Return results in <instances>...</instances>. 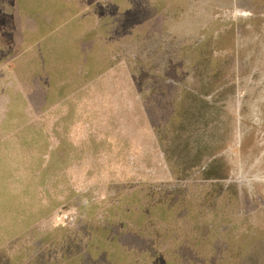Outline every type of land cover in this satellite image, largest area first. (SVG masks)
Here are the masks:
<instances>
[{"label":"rangeland","instance_id":"1","mask_svg":"<svg viewBox=\"0 0 264 264\" xmlns=\"http://www.w3.org/2000/svg\"><path fill=\"white\" fill-rule=\"evenodd\" d=\"M0 264H264V0H0Z\"/></svg>","mask_w":264,"mask_h":264},{"label":"trees","instance_id":"2","mask_svg":"<svg viewBox=\"0 0 264 264\" xmlns=\"http://www.w3.org/2000/svg\"><path fill=\"white\" fill-rule=\"evenodd\" d=\"M216 79L217 76H213V81L211 82V84H213L214 80ZM179 80L181 81V79ZM200 93L202 92L200 91ZM186 95L190 96L191 93H186ZM203 108L204 107H200V111ZM160 112L157 113L156 120H153L157 135L159 136V140L161 137L159 134V129H161L162 132L167 136L169 134H172L171 137L173 138V140H176L178 137L180 138V135L182 134H186V137L182 139V144L188 149L185 157H187L189 160L185 161L183 169L179 168L181 162L178 163L175 159L176 157L174 158V155L172 156L170 153L168 154L169 149L164 148L165 156L171 166V169L173 170V173H175L174 175L185 176V171L190 170L194 167H203L202 174L205 175L204 178H224L225 176L223 175H216L214 165L217 161L210 160V163L208 161L218 152L216 151V149L218 148L209 146V143H207V139H203L205 134L208 133L207 124L201 123L204 112L203 115H201L199 111L188 110V105L185 106L183 105L182 100L178 102L175 99H171L168 105L161 107ZM192 151L195 152L192 153ZM214 172L215 174H213Z\"/></svg>","mask_w":264,"mask_h":264}]
</instances>
